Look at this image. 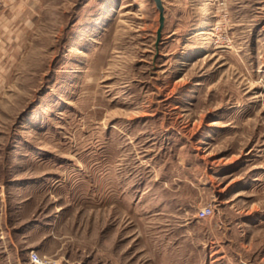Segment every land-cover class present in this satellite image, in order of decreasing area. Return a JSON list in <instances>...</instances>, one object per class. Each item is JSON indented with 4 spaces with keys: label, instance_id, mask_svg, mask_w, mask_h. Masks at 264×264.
Instances as JSON below:
<instances>
[{
    "label": "rangeland",
    "instance_id": "1",
    "mask_svg": "<svg viewBox=\"0 0 264 264\" xmlns=\"http://www.w3.org/2000/svg\"><path fill=\"white\" fill-rule=\"evenodd\" d=\"M33 251L264 264V0H4L0 264Z\"/></svg>",
    "mask_w": 264,
    "mask_h": 264
},
{
    "label": "built area",
    "instance_id": "2",
    "mask_svg": "<svg viewBox=\"0 0 264 264\" xmlns=\"http://www.w3.org/2000/svg\"><path fill=\"white\" fill-rule=\"evenodd\" d=\"M3 7H4V0H0V15L3 11ZM212 208L210 207H206V208H203L200 212V216L204 217L206 215H208L209 213L212 212ZM31 259L35 262V263H38V264H42L43 263V258L35 251H33L31 253Z\"/></svg>",
    "mask_w": 264,
    "mask_h": 264
}]
</instances>
